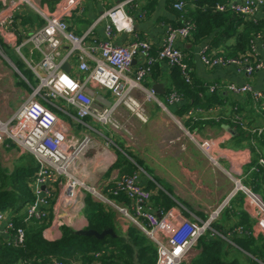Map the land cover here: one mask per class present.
<instances>
[{
    "label": "built area",
    "instance_id": "obj_1",
    "mask_svg": "<svg viewBox=\"0 0 264 264\" xmlns=\"http://www.w3.org/2000/svg\"><path fill=\"white\" fill-rule=\"evenodd\" d=\"M132 1H120L97 18L96 22L107 21V39L88 46L85 41L91 30L81 36L77 35L69 28L66 19L76 5L79 6L80 0H61L55 13L43 9L41 0H0V35L11 43L12 51L24 57L23 48L30 44L40 53L37 62L26 59L28 66L39 79L38 84L31 87L28 97L10 118L0 119V147L7 146L8 142L12 141L23 151L32 154L39 164L34 183L35 198L27 207L28 219L48 216L47 207L53 196V185L59 182L61 176L69 182L70 195L81 186V182L71 175L70 166L89 146L92 139L89 134H84L80 141L69 136L64 122L58 115L59 111L82 123L85 118L91 117L102 126L118 130L126 128L117 115L123 106L146 120L141 113L144 107L135 98L134 91L145 90L143 82L156 58L151 53L150 42L142 37L136 28V18L143 19L146 12L140 10L137 15L131 14L127 6ZM187 1L178 0L174 7L181 10L187 5ZM230 7L242 16L257 18L263 14L264 0H234ZM224 8L225 5H218L219 10ZM30 9L36 11L40 18L44 19V23L34 30L27 31L20 26V16ZM193 28L194 24L190 21L180 27L168 25L157 57L164 60L168 66L178 65L188 82L192 68L177 41L179 38H186ZM120 31L130 34L128 44L112 41ZM257 40L258 44L264 46L260 36ZM66 43L69 44L68 50L62 54V47ZM257 46H252L251 53L233 58L209 57L207 49H203L200 57L208 66L231 64L247 78L242 84L230 82L221 86L215 83L209 90L214 92L216 89H224L235 95L250 94L255 102L262 101L264 85L262 88H256L249 80L264 67ZM0 53L5 56L9 52L0 45ZM75 54L79 63L77 74L72 75L63 69V64ZM136 58H139L140 65L133 71ZM97 87L109 90L115 100L107 104L103 96L95 92ZM96 99L100 103H96ZM179 100L175 93L168 97L170 103ZM66 106L75 110V115L70 114ZM197 143L202 147L208 144L207 141ZM213 162L217 164L214 158ZM261 162L264 163V160L261 159ZM115 180L112 193L116 196L124 193L131 200L129 205L112 201L96 188H90L89 191L93 196L117 208L152 240L157 252L156 264H183L198 246L201 238L207 234L226 238L215 226V222L230 200L241 192L255 208L256 230L264 234V200L251 187L245 185L241 178H233L235 186L230 194L206 217L189 212L190 215L182 219L174 209L159 210L160 215L155 212L151 205L152 192L141 182L139 175H123ZM12 227L10 217L1 213L0 234L8 235V230ZM235 230L240 234L245 233L243 226H237ZM13 240L23 244L25 231L19 228ZM260 262L264 264V261Z\"/></svg>",
    "mask_w": 264,
    "mask_h": 264
},
{
    "label": "crops",
    "instance_id": "obj_2",
    "mask_svg": "<svg viewBox=\"0 0 264 264\" xmlns=\"http://www.w3.org/2000/svg\"><path fill=\"white\" fill-rule=\"evenodd\" d=\"M120 1L124 0H80L79 6L76 5L71 14L66 17L69 28L80 36L91 30L85 41L88 46L106 40L105 27L107 21L96 22V20L103 12ZM144 1L133 0L127 6V10L131 14L137 15ZM171 1L175 3L178 0H158L155 9L151 13L146 12L143 19L136 18L137 31L150 42L152 48H160L166 35V28L174 18L167 9ZM28 11L25 14H21V21L24 18L23 16H29ZM39 25L42 24L32 18L29 20L28 28L24 29L31 31ZM130 39L129 33L120 31L116 33L112 41L117 44H128ZM67 43L62 47V54H65L68 50L69 44ZM177 43L186 55L192 72L201 80L212 82L211 84L218 83L221 86L230 82L242 84L247 81L243 72L239 71L234 65L219 64L208 66L202 61L200 52L205 48L207 50L210 48L211 39L194 43L186 38H179ZM257 48L259 57L264 63L263 44L259 43ZM4 50L9 53L5 55L7 57L0 53V119L7 120L28 97L31 87L36 86L39 82L34 71L28 66L26 59L37 62L40 59V53L34 50L30 44L23 48L24 57L14 53L12 46H10V51ZM76 55H73L67 61L71 66L70 73L72 75L77 74L79 60ZM16 61L24 64V67L37 77L35 85H32L21 73L22 71L17 66ZM139 65L140 60L136 58L133 62V71ZM162 69L163 73L159 78L160 80L154 81L151 77L146 76L143 82L145 90L134 91L135 98L145 108L147 120L141 119L128 107L123 106L118 110L117 115L120 122L125 125L130 123L128 126H131V136H127L125 134L127 132L124 129L118 130L102 126L91 117L85 118L83 120L84 123H82L69 114L57 111L58 115H61L59 117L64 122L69 136H73L80 141L84 134H89L92 140L89 146L77 156L72 166H70L71 175L81 182V186L70 195L68 193L69 182L67 178L61 176L59 182L53 185V196L47 207L50 222L44 230L45 238L49 240L60 239L63 226L70 227L76 232L90 229L88 228L89 222L85 213L87 196L89 194L93 196L89 189L96 188L101 191L102 186L118 177L119 170L114 165L120 153L130 156V160L134 162L135 160L140 162L143 166L140 167V170L145 174L144 176L153 178V180L157 178L160 182V187L163 188L162 185H164L172 189V196L176 205L169 209L177 211L181 215V219L187 218L190 215L189 212H194L199 216L202 213L207 216L212 209L221 203L225 196L227 198L229 190H232L228 188H230V181L234 183L233 178H241L246 185L257 192L254 188L261 181L257 179L254 181V176L257 175L259 170L254 165L250 166L252 160L256 157L255 154L248 147H238L236 144L237 139L234 137L235 131L231 126L226 123L222 126L218 125L220 123L219 120L227 119L223 115L228 112L226 111L228 105H216L211 109L209 108L210 110L207 109L208 111H203L204 115L201 116V120L205 123L192 132L194 133L193 139L189 138V136L181 133L182 129L186 128L181 118L175 114L179 102L170 103L168 97L164 94L165 92L156 94L152 91V86L155 83H163L165 90L170 85L168 64L163 62ZM13 72L20 73L21 76L19 75V78L21 80L12 78ZM249 80L256 88H262L264 85V67L257 71ZM94 90L99 96H103L107 104H111L115 100L109 90L99 87ZM221 92L225 98L231 97L241 101L246 98V95H235L224 89ZM95 102L100 103L97 99ZM225 102L228 104L226 100ZM261 104L264 107V99ZM66 109L70 114L75 115V110L68 106H66ZM212 120L215 124L208 123ZM177 121H180L182 127ZM187 131L188 134H191L189 130ZM198 141H207L208 144L206 147H202L197 143ZM8 144L7 146L3 145V147L9 149V151L14 150L16 147L19 150L21 149L12 141H9ZM213 158L217 164L213 162ZM20 159H23V157H20ZM261 159L264 160V156L259 157V163L264 165ZM173 161L176 162L178 167L173 166ZM210 164L221 168L225 172L224 176L215 175V170ZM193 173L196 175L192 176L191 174ZM143 178L145 179L142 176L141 182L145 184ZM181 180L183 184L182 193L177 190L178 187L176 185ZM224 187L227 190H220ZM257 193L262 197L259 192ZM95 198L100 200V198ZM262 199L264 200L263 197ZM130 202L131 200L128 201L127 205ZM111 207L116 212L118 223L125 230L130 222H127L117 208ZM226 207H231V212L236 210L239 213V210L242 209L247 212L252 219V227L249 231H246L243 227L245 233L252 234L255 237H264V234L256 230L255 208L242 192L233 197ZM153 209L157 214L159 213L160 209H155L154 207ZM124 220L126 223L123 222ZM236 220L234 215H232L231 219L223 220L221 213L215 222L218 230L225 234L226 238H221L233 245H235L232 239L233 235L240 234L236 232L235 228L242 226L236 224ZM199 250L200 241L189 257L197 254ZM187 259L189 261L190 258ZM241 259L244 264H247L244 257Z\"/></svg>",
    "mask_w": 264,
    "mask_h": 264
},
{
    "label": "trees",
    "instance_id": "obj_3",
    "mask_svg": "<svg viewBox=\"0 0 264 264\" xmlns=\"http://www.w3.org/2000/svg\"><path fill=\"white\" fill-rule=\"evenodd\" d=\"M157 1L145 0L140 10L151 13ZM233 1L188 0L187 5L181 10L176 9L174 1H171L167 9L174 18L169 25L180 27L186 22H192L194 28L186 39L194 43L211 39L212 43L207 50L209 57L233 58L249 54L252 46L258 45V36L264 41V10L257 18L242 16L230 7ZM60 2L61 0H41V5L47 12L54 13ZM219 4L225 5L224 10L218 9ZM23 17L20 26L27 29L32 15ZM33 19L40 24L44 23V19L38 14ZM0 45L10 51L11 43L2 35H0ZM151 53L156 60L147 76L157 81L162 76V63L165 61L157 59L159 49L153 47ZM16 63L29 82L35 85L37 82L33 80V73L20 61ZM168 67L170 85L167 86L164 94L170 97L175 93L180 99L175 114L181 118L190 132H194L205 123L201 120L202 114L198 113L208 111L216 105H228L226 108L228 112L223 115L227 119L219 120L218 125L222 126L226 123L231 126L235 131L234 137L237 139L238 147H248L255 154L256 157L250 166L254 165L258 168L259 172L254 176V181L257 179L261 183H258L254 189L264 198V165L259 163V157L264 156V125L256 124L257 119L261 117L264 119L262 101L255 102L250 94H246L243 101L231 97L225 98L221 90L216 89L214 92L209 90L212 82L201 80L193 72L188 82L178 65ZM208 123L215 124L213 120ZM129 157L123 153L119 154L114 165L119 170L116 179L123 175L137 174L140 179L143 176L144 185L152 192L151 205L155 209L168 210L175 206L172 189L162 184L163 188L160 187L157 178L155 181L144 176L145 174L140 170L142 164L130 160ZM27 160L18 163L13 171L3 167L0 161V214H7L13 222L8 235L0 234V264H156V248L148 236L131 222L123 230L117 221L115 210L90 194L87 196L85 211L89 222L88 228L99 232L111 228L114 234L98 239L95 236L78 234L72 228L63 226L60 239L45 238L44 230L50 222L49 216L41 219L27 218V207L35 198L34 183L38 170L34 158L28 156ZM115 181L102 186L101 192L116 203L127 204L130 199L124 193L117 196L112 193ZM231 210V207L224 209L223 220L231 219L234 215L237 219L236 224L242 225L246 231H249L252 227L250 215L243 209L239 210V213ZM200 215L206 217L205 214ZM215 226L217 227V224ZM19 228L25 231L23 244L13 240ZM232 239L235 245L229 244L221 237L205 235L200 240L199 252L188 257L189 261L187 259L183 264H244L242 257L247 264H261L260 261H264V237L243 233L233 235Z\"/></svg>",
    "mask_w": 264,
    "mask_h": 264
},
{
    "label": "rangeland",
    "instance_id": "obj_4",
    "mask_svg": "<svg viewBox=\"0 0 264 264\" xmlns=\"http://www.w3.org/2000/svg\"><path fill=\"white\" fill-rule=\"evenodd\" d=\"M39 5H40V2H39ZM29 14L30 15H32V18H35V15H37V13H36V11H32V9H30L29 11ZM24 53H25V51H24ZM26 54V53H25ZM22 74H23V72H21ZM19 75L21 76V74L20 73H18V72H13V74H12V78H14V79H19V80H21V78H19ZM24 75V74H23ZM25 76V75H24ZM25 78H27L26 76H25ZM27 80H29L28 78H27ZM33 80H34V82H37V77L36 76H34L33 77ZM26 81V80H25ZM28 83V82H27ZM26 83V84H27ZM250 105V104H249ZM251 106H252V104H251ZM141 113L145 116V119H146V114H145V108L141 111ZM198 114H202V115H204L203 113H198ZM59 116H61V115H59ZM147 120V119H146ZM177 122H179V124H180V121H177ZM263 124L264 125V119L261 117V119H257V121H256V124ZM128 124H130V123H128ZM128 124H126L125 126H126V128H124V130L127 132V133H125V134H127V136H131V133L132 132H130L131 131V126H128ZM181 125V124H180ZM181 127H182V125H181ZM186 128V127H185ZM188 129L186 128V129H182V134H184V135H187V136H189V138H194V133H192V132H190L191 134H188V131H187ZM14 148V147H13ZM21 153V154H20ZM28 156H31L32 158H34V156H32V154H30V153H28L27 151H23L22 149H18L17 147L16 148H14V150H10L9 151V149H7V148H4L3 146H1L0 147V160H1V162H2V165H3V167H5V168H7L8 170H10V171H13L14 170V168L17 166V164L18 163H21V162H26V161H28L27 160V157ZM20 157H25V159H20ZM26 160V161H25ZM34 160H35V158H34ZM207 160V159H206ZM36 161V160H35ZM208 161V160H207ZM206 161V162H207ZM36 163H37V161H36ZM211 165V164H210ZM173 166L174 167H178V165L176 164V162L175 161H173ZM213 168H214V170H215V175H217V176H224V174H225V172L221 169V168H218V167H216V166H213V165H211ZM192 176L193 175H196L195 173H193V174H191ZM234 181V180H233ZM233 182H231L230 181V188H228V189H233L234 188V186H235V183H233ZM232 184V185H231ZM245 184V183H244ZM176 185H177V187H178V191L180 192V193H182V191H181V189H183V184H182V180L181 181H178L177 183H176ZM246 185V184H245ZM220 190H227V189H225V187L223 188V189H220ZM230 192H231V190H229V194H230ZM228 194V195H229ZM227 195V196H228ZM225 198H226V196L222 199V201H221V203L225 200ZM108 204V203H107ZM127 220V222H130L128 219H126ZM124 223H126L125 222V220L123 221Z\"/></svg>",
    "mask_w": 264,
    "mask_h": 264
},
{
    "label": "water",
    "instance_id": "obj_5",
    "mask_svg": "<svg viewBox=\"0 0 264 264\" xmlns=\"http://www.w3.org/2000/svg\"><path fill=\"white\" fill-rule=\"evenodd\" d=\"M63 69L67 72H70L71 66L68 62L63 64ZM164 84L163 83H155L152 86V91L156 94H163L165 92V88H164ZM158 215H160V213H158ZM78 234H84L87 236H95L98 239H102L105 236L109 235V234H114L112 229H105L102 232H99L97 230L94 229H86V230H82V231H78Z\"/></svg>",
    "mask_w": 264,
    "mask_h": 264
}]
</instances>
